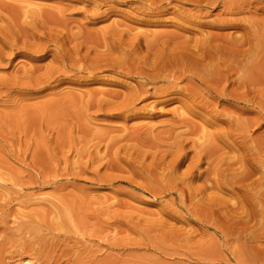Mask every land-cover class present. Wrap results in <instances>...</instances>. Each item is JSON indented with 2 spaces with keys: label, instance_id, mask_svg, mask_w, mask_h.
<instances>
[{
  "label": "rangeland",
  "instance_id": "obj_1",
  "mask_svg": "<svg viewBox=\"0 0 264 264\" xmlns=\"http://www.w3.org/2000/svg\"><path fill=\"white\" fill-rule=\"evenodd\" d=\"M153 1L157 0H0L13 6H46L39 7L42 11H55L48 6L64 8L59 25L50 26V31L28 20L11 19V42L15 40L11 60L0 65V85L11 83L9 98L0 90V264H248L245 253L264 252V237H257L251 225L243 229V234L251 229L244 238L239 231L240 211L247 204L243 190L225 187L224 193L206 183L207 202L202 195L191 197L193 188L215 180L214 169H229L243 156L251 161L254 151L243 137H264V120L250 130L231 125L237 110L210 97L201 99L216 105L215 111L196 107V114L187 113L181 120L175 114L180 102L189 106L191 100L183 95L159 96L157 90L166 89V83L149 84L148 97L135 102L132 111L116 110L124 97L146 83L137 72L153 73L167 58L183 51L199 56L197 40L219 39L239 51L246 43L259 42L253 29L257 26L258 32H264L258 27V22L264 23V13L252 4L248 13L247 8L240 16H226L219 5L201 11L205 16L201 21L211 26L198 27L185 24L197 10L193 4L172 1L167 12L157 14ZM220 19L239 20V24L221 28ZM55 32L64 37L61 49L49 45L39 58L33 57L29 49L46 47L44 36ZM166 37L170 43H165ZM3 45L0 38V53L10 54ZM63 55H71L78 70H67V75L57 72L55 79L68 78L74 84L16 91L51 70H62ZM239 60L221 56L217 71L222 75ZM246 60L248 67L232 75L229 91L258 76L259 61ZM98 64L105 66L95 72L94 83L81 71ZM187 67L177 66L173 80L180 79L181 89L205 93L204 83L214 77V70L192 76ZM248 71L253 76H246ZM257 114L264 118V113L250 111L240 120L257 119ZM182 122L195 130L187 132ZM212 133L221 138L205 137ZM177 144L183 160L173 170L167 164ZM211 151L218 157L200 181L180 180L199 152ZM257 163L252 169L254 179L264 175V155ZM201 165L204 171L206 161ZM238 167L229 169L221 181L251 170L247 165V171ZM209 197L216 205L210 206ZM250 249L254 250L250 253ZM259 258V264H264V254Z\"/></svg>",
  "mask_w": 264,
  "mask_h": 264
},
{
  "label": "bare ground",
  "instance_id": "obj_2",
  "mask_svg": "<svg viewBox=\"0 0 264 264\" xmlns=\"http://www.w3.org/2000/svg\"><path fill=\"white\" fill-rule=\"evenodd\" d=\"M172 1L186 2V3L189 2V3L193 4L197 8V10H195V12L193 11L194 14L192 12L190 13L191 16H189L187 19H185V24L187 23L189 25L198 26V27H203L205 25L211 26V25L201 21L202 20L201 18L203 17L201 11L204 10L203 12H205L208 9H212L216 6L218 8L219 5H221V7H222L221 13L225 14L226 16H236V15L240 16V15L244 14V12L247 8L248 9L246 10V12L248 13L249 8H251L249 6H251L252 4H255V7H253V9L255 11H261L262 13H264V9H262V7H259V6L264 5V0H251V1L250 0H157L156 2L153 1L154 3L152 4V6L155 10H158L157 14H164L165 12H167L166 9H168V7L172 4ZM40 6L32 5V4H26L25 6L19 4L18 6L17 5L13 6L11 3L10 4H4V2L0 3V22L1 23H3V22L7 23V26H5V27L0 25L1 28L3 27V29L0 28L1 29L0 33H2L1 34L2 37H0V38L2 41V45L6 44L7 47L9 48L8 50H10V54L2 53V52L0 53V65L3 62L9 63L11 60V48L14 47V43H15V40H13L11 42V21L12 20H14V19H22L24 21L28 20L30 25H31V23L33 24V26H36L39 24V26L43 30L49 29V31L51 29H53V28H50V26H52V25L58 26L59 25L58 18L60 17L59 15H62L64 13V8L62 9V8L56 7V9L55 8L50 9L48 6V10H55L56 12L55 11H42V9L39 8ZM41 7L43 8V5ZM52 7L53 6H51V8ZM45 8H46V6L43 9H45ZM206 8H207V10H205ZM96 11H97V9L94 10V13ZM207 13H210V12H207ZM223 14H221V15H223ZM250 19L253 20V21H251L252 23L254 21L256 23V19L255 20H254V18H250ZM37 21H40V22H37ZM238 21L239 20L230 21V20L220 19L218 22L220 24L219 26L221 28H224V27H230V26L235 27L236 25L239 24ZM214 23H216V22H214ZM258 24L260 25L258 27L264 28V23L258 22ZM253 27H254V25L252 24V26H250V29ZM255 28H257V26L254 27L253 31L256 35L259 36L260 41L259 42L255 41L252 44H250V43L244 44L243 47H245V48L243 50L239 51V50L235 49L231 44L220 41L219 39H215V41H211L210 40L211 38L205 37L206 36L205 35L202 37L203 38L205 37L206 40L201 39V40H197L195 42L196 47L199 48V51H200L199 56L197 54L188 53L187 51H183L180 55L175 56L172 59L167 58L168 60L164 61L161 65H159L156 70H153V73H147V72L142 73V72H137V70L134 71V72H137L136 74H138L141 78H143L146 83H144L142 86H139V88L137 90L131 92L129 97H124L122 103L118 105L116 110L120 111L121 113L122 112L128 113L130 110L132 111V109L134 108L135 102L140 101V99L144 100L148 97L146 95L148 94L149 84L166 83L168 85L166 89L157 90V94L159 96H170V95L173 96L175 94V95H183L185 98H188L191 100V104L189 106H187L183 102H180V110L177 112L175 111L176 112L175 114L177 115V117L179 116V119H181V120H183V116H185V114H187V113L193 115L195 113L194 110L196 109V107H200L198 109H209L211 112L215 111L216 105L210 106V104H208L206 102L203 103L204 100L201 99L203 97H210V98L214 99L215 101H221L222 100V101L226 102V104L228 106L233 107L237 110V116L235 117V119L233 118V120H232L233 123H231V125H234V123H236L237 126H241L243 128L245 127L246 130H250L251 128H253L256 125V122H257V125H259L262 122V120H264V118H262V114L259 115V117L257 114V117H258L257 119L255 117L254 119H251V120H247L244 118H241L242 120H240V117H244V115L250 114V111H256L257 113H264V82H261L262 80H264V53L259 52V51H264V32H258ZM104 31H105L104 34L108 33L107 29H104ZM3 33H5V34H3ZM44 39L46 42V47L35 45L29 49L30 51H32L31 52L32 55H36L33 57L39 58L40 55H38V54H40V53L43 54L45 52V50H47L49 45H53L56 49L60 50L62 45H63L62 42L64 41V37L61 35L60 32H55V33L49 34L47 36H44ZM165 41H166L165 42L166 44L170 43V38L166 37ZM221 43H223L224 45L220 46ZM207 45H208L209 50L205 49V47ZM28 47H29L28 45L23 46V48H27V49H28ZM201 49H203L204 52H202ZM217 54H220V55L218 56ZM221 56L232 57V58L240 59V60L236 61L232 68L227 67V69L225 71H223V74L221 75V72L217 71L218 64H219L218 62H220ZM246 58H253L254 61H259L260 65H258L257 68L255 66L258 76L251 77V76H253L254 73L252 71H248L246 76L251 77V78L246 79L245 82L241 81V83H237V86L235 87V89L229 91L227 89L228 85L230 83H234L231 80L232 75L233 74L237 75L238 72L242 71V69H244L245 67H248L249 61H247ZM72 61H73V58L71 55H66V56L63 55L61 57V63L63 64L62 70H57V71L51 70L46 77H43L41 79L37 78L32 83H30L31 84L30 87L18 86V87H16V89H17L16 91L19 93H24L25 91L28 92L31 89H36V88L37 89L38 88L43 89V90L50 89V88L54 87L53 86L54 83H57V85L60 83H64V82H67V84L68 83L74 84L75 81L74 82L68 81L69 80L68 78H67V80L64 79V81H63V79L60 81H56V79H55V76L57 74L59 75V73H57V72H62V73L65 72L64 74L67 75V72H66L67 70H71V71H73V73L75 72L74 70H78V69L74 68L76 66V64H72ZM106 64L108 65V63H106ZM180 64L187 65L188 66L187 69L189 70V71H187V73H190L192 76H195L197 73H200V72H208L211 69L214 70V72H215L214 77L209 78L207 80V83H204L205 93H196L195 91H193L189 87H187L185 89L184 88L181 89L178 87V83H179L180 79L177 78L176 80H173V78L175 75L174 71H175L176 67L179 66ZM103 66H105V65L104 64L93 65V66H91V68L90 67L86 68L81 72H86L88 75H90V77H89V79H91L90 81L95 83V80H93L95 72ZM114 67H115V65H114ZM71 71H68L69 75L72 74ZM69 72H71V74ZM60 75H62V74H60ZM77 77H80V76L77 75ZM73 79H71V80H73ZM8 83H4V84L0 85L1 86L0 90L1 89L5 90L4 91L5 97H8L9 94L11 93V83H9V84ZM89 94L91 96L92 93L90 92ZM98 94L103 95L105 97L106 96H108V97L116 96L114 94L105 95V93H103V92H100ZM97 107H98V105H97ZM197 116H199V115L197 114ZM203 122L210 126V124H209L210 122H208L206 120H203ZM182 124L187 128L186 129L187 132L188 131L191 132V129L195 130V127L193 125H190L189 123L182 122ZM208 135L209 134H205V137L209 140L212 138L214 140L215 139L218 140L221 138L220 134L212 133L209 135L210 137ZM243 138L244 139L248 138L247 142H249V145H250L249 149H251V151H254V153L252 155L253 158L251 159V161L245 160L246 156L235 159V162L233 164L229 163L230 164L229 169H230V171H233L234 165L238 164L239 165L238 169L242 166H244V168H245V165H247L248 167L249 166L251 167V170L249 172L241 173L237 179H234V177H233V179L230 178L232 180L221 181L222 178L226 177L225 173H227L229 171V169H225L224 171H220V172H216L217 169H214V173L217 175L215 180H210V182H209L205 179L206 180V181L204 180L205 182H202L201 185L192 189L191 197H192V195H194L195 196L194 198H196V196H197L196 199H198V196L202 195L201 197L205 196V200L207 202L206 183L211 184L210 185L211 188L213 187V188L217 189L219 192L223 191L224 193L228 192V190H227L228 188H225V187H230L229 188L230 191L233 190L234 188L243 190L244 196H245L244 199L247 202V204H245L243 206V204L240 202L241 205L243 206V209L240 211V214L243 216L239 218L240 219L239 224L243 225V227L240 226L242 229H240L239 231L242 230V235L244 238V235L250 233L251 229H249V233L243 234V231H244L243 229H245V231H246L247 224H249V225H251V227H253L252 232L254 233L255 231H258L257 237L262 238V237H264V175H262V177H260L259 179H254L253 178L254 174L252 172V169L256 164L258 165L257 162H258L260 156L264 155V137H262V135H261V136H259V138L255 137L252 140L250 139L251 136H250V138H249V136H246V137L244 136ZM240 144L245 146L246 142L242 141ZM175 148H176V153L171 156L170 161L167 164L168 168L173 169V170H175L177 167H179L181 164V160H183L182 154L180 153L179 144H177L175 146ZM212 151H213V149H212ZM212 151L209 154L205 153V152H199L198 156H197L198 158L194 161H193V159L191 160V162L188 164V166L186 168V171L184 172V174H182V177L180 178V180L184 181V183H186L188 181H192V180L200 181L203 178V176L208 172V170L210 168V167H208L209 164L211 162H213L218 157L217 152H216L217 150L215 152H212ZM205 154H206V156L199 157V156L205 155ZM205 161H206L207 167L204 168L205 169L204 171H202L201 170V166H202L201 164L204 165ZM240 169H242V168H240ZM236 170L237 169H235V171ZM243 170L247 171L246 168ZM219 177H220V179H218ZM176 187H178V185H175V188ZM240 193L242 194V192H240ZM248 193H250L251 195H249ZM210 198L211 197H209V199ZM205 200H203V201L205 202ZM212 201L213 200L210 201L211 202L210 206L212 203L215 204V202L214 201L212 202ZM204 202H203V204H204ZM206 205L208 207V204H206ZM212 213H213V211H212ZM233 219L231 220V223H233ZM237 220L238 219H236L234 221H237ZM217 221H219V220H217ZM221 225H222V223H221ZM229 225H230V223L227 224L228 227H229ZM231 225L233 226V224H231ZM235 226H236V224H235ZM236 227L238 228L239 225ZM232 228H233L232 230H234V227H232ZM248 228H250V226ZM221 232H224V231L222 230ZM252 232H251V234H252ZM251 234H250V236H251ZM250 239H251V241H255V242L259 241V240H257L256 237H251ZM252 250H254V249H250V253ZM261 253L264 254V252H262V251H260V253H258V254H260L262 256ZM258 254L255 255V254L245 253V255H244V257L246 256L245 261L248 262V264H257V263L259 264L260 263L259 261L261 260L260 258H262V257L259 258L260 255H258ZM240 264H241V262H240Z\"/></svg>",
  "mask_w": 264,
  "mask_h": 264
}]
</instances>
